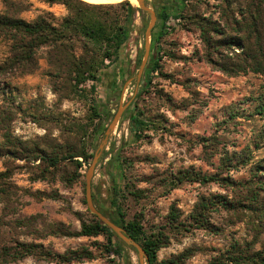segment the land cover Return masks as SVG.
Masks as SVG:
<instances>
[{
  "label": "rangeland",
  "instance_id": "rangeland-1",
  "mask_svg": "<svg viewBox=\"0 0 264 264\" xmlns=\"http://www.w3.org/2000/svg\"><path fill=\"white\" fill-rule=\"evenodd\" d=\"M23 1L33 5L20 16L28 22L43 12L56 17L66 15L60 5L49 8L37 0ZM163 1L147 0V6L157 14ZM230 2L227 7L217 0H192L183 18L173 17L167 23V34L160 43L161 71L154 76L151 91L137 100L138 109L155 126L138 141L131 139L129 127L131 105L140 90L137 85L140 66L136 65V58L144 56L148 14L137 15L135 32L125 53L128 71L124 86L115 97L107 96V89L91 80L76 92L63 81L50 77L47 49L37 53L32 72L9 68L5 63L12 44L0 38V173H7L5 183L11 188L7 200L0 194V246L15 241L37 243L60 254L88 247L95 253V259L80 264L119 263H113L114 257L101 248L100 245L106 244L103 237L36 240L27 230L18 228V222L35 218L38 229L42 223H62L75 231L80 230V219L92 220L85 195L89 168L84 166L79 171L84 176L78 177L73 163L63 161L53 169L39 157L65 155L83 147L95 156L114 116L128 104L102 152L101 158L105 153L107 158L99 161L96 168L92 181L94 195L103 202L109 201L111 183L106 173L113 153L119 152L132 187L144 190L139 199L123 198L126 218L140 216L147 234L165 235L159 261L192 250L181 264H209L234 244L261 249L264 221L261 223L246 206L232 212L214 210L209 216L210 224L217 229L214 231L188 224L202 198L223 196L235 203L245 202L248 189L264 182L256 171L258 165H264V112L258 108L264 105V72L249 67L239 70L242 53L239 44L208 47L191 19L215 24L220 29V36L212 34L215 39H237L235 21L242 19L246 1ZM3 11L0 0V15ZM141 43L142 48L138 46ZM134 46L136 58L131 60L130 50ZM77 53L80 55L81 51ZM109 64L105 60L104 65ZM116 76V82L121 83L122 70L118 65ZM94 85L97 90L91 93ZM94 104L108 105L112 115L96 148L91 140L93 126L97 124L92 123ZM239 157H244V162H238ZM227 158L232 164H226ZM191 170L218 180L206 184L175 181V177ZM259 193L263 199L264 191ZM172 211L178 215V222L170 224ZM132 256L134 264H140L138 257ZM10 264L57 263L29 257Z\"/></svg>",
  "mask_w": 264,
  "mask_h": 264
},
{
  "label": "trees",
  "instance_id": "trees-1",
  "mask_svg": "<svg viewBox=\"0 0 264 264\" xmlns=\"http://www.w3.org/2000/svg\"><path fill=\"white\" fill-rule=\"evenodd\" d=\"M37 1L49 8L55 5L63 6L66 15L56 17L50 12H43L36 19L28 22L20 16L30 11L33 7L32 4L23 0H3L4 11L0 15V38L12 44L10 57L5 64L11 69L30 73L34 70L37 53L41 49H47L46 58L50 77L63 81L65 85H69L76 92L80 91L79 86L91 80L105 90L107 89V96L115 97L120 94L125 82V73L128 71L125 53L135 32L137 15H143V12L134 7L128 0L100 5L89 4L82 0ZM191 1L164 0L158 5L161 11L156 14L158 20L152 31L150 60L136 101L131 105L133 113L130 118L129 131L132 140H141L144 132L155 126L154 121L138 109L137 100L143 94H148L151 91L154 76L161 71L160 43L167 34V23L173 17L183 18V14L188 11ZM217 1L222 2L227 7L231 3L230 0ZM245 1L246 7L243 17L240 21H235V30L239 36L237 39H215L212 34L217 37L220 36V29L215 24L200 21L195 17L191 19L200 30L208 47H217L223 43L227 44V47H232L236 43L239 44V48L242 50L239 56L241 58V63L238 65L239 70L249 67L255 72H264V0ZM145 27L144 25L142 29L144 30ZM244 35L246 36L243 37ZM78 50L81 51L80 55L77 53ZM142 59L141 55L137 56L136 65L138 67L141 65ZM105 60L110 62L108 66L104 65ZM117 65L122 70L123 81L121 83L116 82ZM97 85L92 87L91 93L96 92ZM258 108L264 112V105H259ZM91 110L93 114L92 123L97 121L91 134L92 143L96 148L99 140L104 136L112 115L108 105L102 107L94 104ZM93 158L94 153H90L87 147H83L79 151L67 152L65 155H41L39 157L53 169H57L63 161L73 163L77 168L76 176L78 177L84 176L79 171L84 166L89 168ZM106 158L107 154L105 153L100 161ZM79 159H82L83 162H80ZM243 159L244 157H239L237 161L244 162ZM225 160L226 164L233 162L230 158ZM108 165L109 170L106 176L111 183L109 201L103 202L98 199L92 188L94 203L101 213L125 230L127 235L143 248L146 254L145 263L181 264L183 260L190 257L192 250L170 260H158L160 250L165 247V235L163 233L147 234L141 217L135 216L132 220H127L123 207L125 196L139 199L144 190L132 187L126 173L125 160L119 152L113 153ZM256 171L257 176L264 177V165H258ZM7 177V173H0V194L4 196V199L11 192V188L5 183ZM174 179L179 183L187 181L204 184L218 180L216 177L202 176L201 173L192 170ZM175 181L170 180V183L175 184ZM261 187H264V182H259L258 186L248 189L245 202L235 203L223 196L202 198L196 204L188 224L199 230L214 231L217 229L210 224L209 217L214 210L221 209L232 212L242 206H246L263 223L264 197L261 199L259 190L264 191V189H260ZM169 219L170 224H172L171 222H178V215L175 211H172ZM79 221L81 223L80 230L75 231L62 223H42V228L38 229L35 218L18 222V228H24L36 240H44L48 237L70 239L103 237L106 244L100 246L107 255L114 257L113 263L134 264L132 254L137 256V252L122 243L115 233L97 217L93 215L89 222L81 219ZM181 226L186 227L184 224ZM29 257L57 264H80L94 260L95 253L88 247H81L60 254L47 250L43 244L20 241L5 243L0 246V264L19 262ZM209 264H264V244L259 250H254L249 244L244 247L237 244L231 245L228 250L216 255Z\"/></svg>",
  "mask_w": 264,
  "mask_h": 264
},
{
  "label": "water",
  "instance_id": "water-1",
  "mask_svg": "<svg viewBox=\"0 0 264 264\" xmlns=\"http://www.w3.org/2000/svg\"><path fill=\"white\" fill-rule=\"evenodd\" d=\"M138 2V8L143 12L150 16V23L146 30V41H145V52L144 56L138 71L137 75V85L140 86V83L142 82L143 76L145 74L148 62L150 60L151 56V43L150 38L152 36V31L154 30L156 24H157V15L155 12L151 11L147 6V0H137ZM128 104L124 107H121L116 115L114 116L110 126L108 127L105 138L103 139L97 153L95 154L93 158V162L91 166L88 169L87 176H86V187H85V195H86V203L88 210L92 215L98 218L102 223H104L109 229L115 233V235L119 238V240L124 243L127 247L133 248L137 252L138 259L140 261V264H144L146 259V254L143 248L134 241L131 237H129L125 230H123L121 227L113 223L108 217H106L103 213L99 211V209L96 207L94 200H93V191H92V181L95 175L96 168L98 166V163L100 161L101 155L103 150L105 149L108 140L111 136V134L114 132L116 126L119 124L120 120L122 119L125 111L128 108Z\"/></svg>",
  "mask_w": 264,
  "mask_h": 264
},
{
  "label": "bare ground",
  "instance_id": "bare-ground-1",
  "mask_svg": "<svg viewBox=\"0 0 264 264\" xmlns=\"http://www.w3.org/2000/svg\"><path fill=\"white\" fill-rule=\"evenodd\" d=\"M82 1L89 3V4L100 5V4H115L122 0H82ZM128 1H130L134 5V7L138 6L137 0H128Z\"/></svg>",
  "mask_w": 264,
  "mask_h": 264
},
{
  "label": "built area",
  "instance_id": "built-area-1",
  "mask_svg": "<svg viewBox=\"0 0 264 264\" xmlns=\"http://www.w3.org/2000/svg\"><path fill=\"white\" fill-rule=\"evenodd\" d=\"M136 34V33H135ZM140 48H142V43L138 45ZM136 49H137V46H134L131 50H130V58L131 60H135L136 58Z\"/></svg>",
  "mask_w": 264,
  "mask_h": 264
}]
</instances>
